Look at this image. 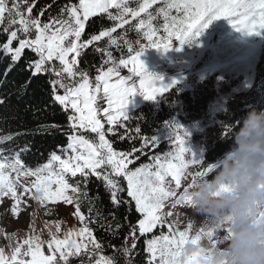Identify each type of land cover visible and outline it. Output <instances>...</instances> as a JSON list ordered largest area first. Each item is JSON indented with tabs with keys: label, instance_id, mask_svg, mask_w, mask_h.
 <instances>
[{
	"label": "snow or ice",
	"instance_id": "1",
	"mask_svg": "<svg viewBox=\"0 0 264 264\" xmlns=\"http://www.w3.org/2000/svg\"><path fill=\"white\" fill-rule=\"evenodd\" d=\"M134 2L137 0H78V3L65 5L56 17L43 22L40 19L44 14L43 9L39 16L32 15L36 0H0V32L7 36L6 41L0 44V52L10 57L13 63L24 57L26 49L34 53L36 59L25 61L27 70L33 76L45 74L52 77L53 99L65 111L72 113L68 117L70 132L67 134V145L59 148V154L51 153L43 165L32 168L23 163V150L0 148V206L4 197H10L13 203L9 211L17 216L21 211L22 198L27 194L41 206L58 202L74 204L75 210L71 215L83 223L86 217L81 211V198H86L88 194L80 183H70L69 180L79 176L86 186L89 177L94 176L103 182L114 206L127 204L131 207L134 202L135 211L139 214L136 223L128 225L124 245L116 250L121 257L132 259L131 254L137 248V232L139 237H144L154 233L157 228L167 226L168 234L153 235L145 240V252L149 254L146 264H201L199 251L182 259L183 249L189 243L202 247L201 242L205 238L213 244L219 243L215 230L200 227L195 235L190 236L192 219H189L184 230L178 228V220L170 223L169 219L177 215L172 209L180 205L188 206L183 209L185 215L200 216L187 203L189 198L182 180L186 182L197 175L212 174L216 165L209 164L202 170L187 172L189 165H196L199 169L203 157L186 146V130L175 126L169 140L175 145V152L154 156V164L130 169L129 165L139 158L136 153H142L147 146L155 148L161 140L153 134L142 137L140 148H133L129 152L114 150L112 143L106 139L105 124L98 118L97 94L102 84L107 101L103 112L110 126L109 131H112L111 126H116L118 121L127 122L132 118L126 110L130 96L139 92L146 99H155L170 87L156 84L157 77L148 71L141 59L146 48L167 49L173 38L181 43L195 41L204 29L220 18H227L237 30L260 34L264 32V0H143L138 7H130ZM161 2L164 6L158 9L157 15L163 17L165 37H158L160 29L153 26L156 17L149 11L153 5ZM173 10L178 15L173 16ZM141 14H146L147 19L141 18ZM100 15H106L115 22V26L81 41L86 22ZM129 17L138 19L135 28L138 33L142 32L147 42H138V49L129 44V58H121L118 66L128 67L131 64L130 71L138 78V85L131 77H120L118 66L108 52V60H112L114 66L107 71L101 68L93 87L88 75L77 67L81 51L102 38H108L111 45H118L113 33L128 25ZM14 42L16 46H13ZM114 76L117 82H111ZM135 132L139 134L141 129L137 127ZM86 133L95 134L96 139ZM12 139V134L0 136V145ZM186 154H190L191 158L186 159ZM11 173H16V177L10 178ZM21 176L34 179L30 185L20 184ZM168 177L171 179L168 180ZM120 178L126 181V188L122 187ZM18 184L23 189L19 193ZM125 191L129 200L121 195ZM88 220L92 222L91 208ZM46 226L50 233L47 241L41 235L30 232L22 240L13 242V236L5 233L11 251L6 254L5 248L0 247V264H73L74 259H79L81 264L85 259L88 264H119L115 255L103 253V245L91 227L70 228L60 238L59 222ZM53 226L55 231L51 230ZM29 227L34 231V225L30 224ZM108 227L111 229L112 226ZM120 228L121 225L116 223L115 229L118 231ZM228 231L224 229L221 235H227ZM73 235L75 239L71 238Z\"/></svg>",
	"mask_w": 264,
	"mask_h": 264
},
{
	"label": "trees",
	"instance_id": "2",
	"mask_svg": "<svg viewBox=\"0 0 264 264\" xmlns=\"http://www.w3.org/2000/svg\"><path fill=\"white\" fill-rule=\"evenodd\" d=\"M142 2L143 0H137L129 6L135 8L138 7V3ZM70 3H78V0H36L32 15L33 17L39 16L43 9L44 14L40 19L43 22H48L50 17H56L61 9ZM49 5L50 8L47 7ZM163 6V2H161L153 5L149 10L156 17L153 20V26L160 29L158 37L166 36L162 27L164 24L163 17L157 15L158 9ZM172 15L176 16L178 13L173 10ZM141 18L147 19L146 14H141ZM129 19L128 25L113 33V36L118 39V45H111L108 38H102L101 41L94 42L93 45L81 51L77 67L88 75L93 87H95V77L99 75L100 69L103 68L104 71H107L109 67L114 66L113 61L108 60V52L111 53L115 65L118 66L121 58H129V44L138 49V42H147L142 32L138 33L135 28L138 19L131 17ZM228 21L227 18L213 21L195 41L190 43L187 41L181 43L173 38L171 46L167 49L146 48L141 59L148 71L156 75L159 70L158 63L166 64L164 60L171 58L178 47L188 48L205 42L212 44L214 40L207 41V39L221 33L222 29L227 27ZM114 26L115 22L106 15L92 17L86 22L81 41H86L90 39L91 35L99 34L101 30ZM258 37L261 38V52L249 84H246L242 75L224 70L222 73L210 71L202 78L189 75V86L177 84L155 99L143 100L126 109L132 118L127 122L118 121L116 126H111L112 131H109L110 126L104 120L106 116L103 108L107 107V101L104 98L103 85L101 84V91L97 94L96 107L98 108V118H102V122L105 124L106 139L112 143L114 150L129 152L133 148L141 147L142 137H151L153 134L159 136L173 132L174 127L181 123L197 126L191 135V139L203 149L201 166L207 168L209 164H215L214 162L218 161L232 146L231 130L233 126L238 127L242 123L243 117L251 107L264 109V33ZM6 39L7 36L0 32V44ZM13 46H16L15 42ZM97 49H104V51L101 52ZM132 54L134 55V53ZM207 55L208 50L202 54V58H206ZM36 58L34 53L26 49L24 57L19 62L13 63L10 57H5L0 52V136L13 135V139L0 145V148L23 150L21 159L25 165L32 168L47 163L51 153L57 152L59 154V148L67 145V134L70 132L68 117L72 114L70 110L65 111L53 99L50 85L52 77L45 74L33 76L32 72L27 70L25 61ZM104 61L108 62L105 63ZM131 67V64L128 67L118 66L117 71L120 77H131L132 81H138V78L130 71ZM163 68L164 71L167 70L166 65ZM111 82H117V78L114 76ZM137 127L141 129L139 134L135 132ZM88 134L91 138L96 139L95 134ZM165 147L166 142H161L155 148L145 147L142 153H136L139 158L135 159L134 157L135 163L130 164L129 168L134 169L147 161L152 152L157 149L163 150ZM120 180L122 187L126 188V181L123 178ZM69 182L80 183L83 191L88 194L86 198H81V211L86 219L81 223L77 217L71 215L75 210L74 204L66 205L63 202L53 204V207L64 210V213L55 217L51 222L52 225L57 222L60 223L61 231L58 233L60 238H63L70 228L78 230L87 225L94 229L95 236L103 245L105 255H115L119 264H146L149 254L145 252V240L160 234L158 228L154 230V233L144 237H139L137 232V248L132 252L131 260L121 257L116 251L125 243V237L129 232V223L135 224L140 218L135 211L134 202L131 207L127 204L119 207L114 206L103 182L94 176L89 177L86 186L79 176L70 178ZM121 195L125 200L130 199L127 197L126 191ZM53 207L51 205L45 207L47 210L45 214L42 211L39 212L41 224L36 222L33 214H30L28 220L24 222L25 227L17 225L9 227L7 222L5 223L0 219V247L5 248L6 254H9L11 249L5 233L13 236V242L22 240L30 232L34 235H41L42 239L47 241L50 238V233L45 221L50 220L51 211L49 208ZM90 208L91 223L88 220ZM97 213H99L98 217ZM116 223L121 225L118 231L115 229ZM30 224L34 225V231L30 229ZM108 225L112 226L111 229ZM51 230L55 231V227L53 226ZM71 238L75 239L76 237L73 235ZM201 243L204 246L207 245L208 241L203 239ZM44 247L46 254H48L47 246ZM73 264H81V261L74 259ZM84 264H88L86 259Z\"/></svg>",
	"mask_w": 264,
	"mask_h": 264
},
{
	"label": "clouds",
	"instance_id": "3",
	"mask_svg": "<svg viewBox=\"0 0 264 264\" xmlns=\"http://www.w3.org/2000/svg\"><path fill=\"white\" fill-rule=\"evenodd\" d=\"M231 137L232 146L214 162V172L184 185L187 203L220 242L189 243L182 259L199 251L201 264H264V109L251 107ZM224 229L229 231L222 236Z\"/></svg>",
	"mask_w": 264,
	"mask_h": 264
},
{
	"label": "rangeland",
	"instance_id": "4",
	"mask_svg": "<svg viewBox=\"0 0 264 264\" xmlns=\"http://www.w3.org/2000/svg\"><path fill=\"white\" fill-rule=\"evenodd\" d=\"M263 33L264 32L256 34L237 30L228 21L227 27L222 29L221 33L215 34L213 37V40H215L214 42L217 45L214 42L212 44H208L207 42H205L199 45L190 46L188 48L180 46L177 48L175 54L172 55L171 58L164 60L166 64L163 62L158 63L159 70L155 75L157 77L156 84L158 86H170L167 88V90L177 84L189 86V75H195L197 78H202L210 71H219L220 73H222L223 70L228 71L229 73H234L236 75H242L246 84H249L253 77L255 65L261 52V38H259L258 36H262ZM206 50H208V55L206 58H202V54L206 52ZM164 65H166L167 67L166 71L163 70L165 68H163ZM135 82L138 85V81ZM143 100H146V98L141 93L137 92L133 94L131 98H129L126 109H129L133 105H137ZM104 120L107 121L106 117L104 118ZM101 121H103L102 118ZM179 127L183 130H186V132L188 133V135L186 136V146L189 147L193 153L202 156L203 149L191 139V135L197 128V126H191L181 123ZM172 134L173 132H167L165 134L159 135L158 137L160 138L161 142H166V147L163 150L157 149L156 151L152 152L149 155V159L147 161L139 164L135 168H138L141 165L154 164V160L152 159L154 156H163L167 153L175 152V145H173L169 141L172 137ZM86 135L91 137L88 133H86ZM190 158V154H186V159ZM205 167L206 166H201L200 169H198L196 165H189L187 172H195L197 170H202ZM15 177L16 173L10 174V178ZM33 179V177L21 176L19 178V182L20 184L30 185ZM167 179L170 180L171 178L168 177ZM185 183L186 182L182 180V184ZM21 191H23V189L18 184L17 192L19 193ZM22 201L23 202L20 205L21 211L17 216H14L9 211L13 203L12 199L10 197L3 198L2 206H0V219H2V221L5 223L7 222V226L13 227L14 225H17L19 227H23L25 225L24 222L28 220L30 214H33L35 216L36 222L38 224H41L42 220L40 219L39 212L42 211L45 214L47 212L45 207H47L48 205H51V207H53V204L51 203L47 204V206H41L34 200L30 199L29 195L27 194L23 196ZM187 207V205H180L177 207V209H172V211L176 212L177 215L171 217L169 219V222L171 223L174 220H178V228L180 230H184L187 227L189 219H192L193 228L190 232V236H192L195 235L196 231H198L200 227H207L203 217L185 215L183 209ZM49 211H51L50 220L48 219L47 221H45V224H51L55 217H59L62 213H64L63 209L55 207L49 208ZM158 230L160 234L156 235L168 234L167 226L158 228ZM151 238L152 237H148L146 239Z\"/></svg>",
	"mask_w": 264,
	"mask_h": 264
}]
</instances>
